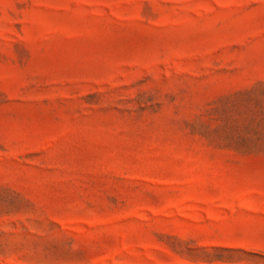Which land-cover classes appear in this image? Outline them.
Listing matches in <instances>:
<instances>
[{"label":"rangeland","instance_id":"1","mask_svg":"<svg viewBox=\"0 0 264 264\" xmlns=\"http://www.w3.org/2000/svg\"><path fill=\"white\" fill-rule=\"evenodd\" d=\"M0 264H264V0H0Z\"/></svg>","mask_w":264,"mask_h":264}]
</instances>
